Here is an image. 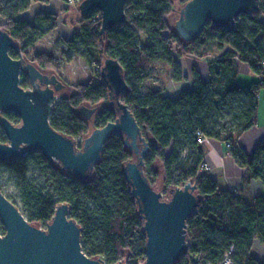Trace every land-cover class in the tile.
<instances>
[{
    "label": "trees",
    "instance_id": "16d2710c",
    "mask_svg": "<svg viewBox=\"0 0 264 264\" xmlns=\"http://www.w3.org/2000/svg\"><path fill=\"white\" fill-rule=\"evenodd\" d=\"M30 3L31 0H0V27L10 33L19 47L10 51L13 57L24 54L28 61L57 74L58 57L46 52L30 57L28 49H33L39 39L57 27L58 14L40 11L32 23L16 19ZM173 10V0H127L124 23L102 33L101 22L92 20L100 11H94L78 20L83 23L81 32L65 43L75 49L81 46L92 60L97 53L104 60L107 57L119 60L130 87L122 100L136 117L149 144L144 170L151 184L166 196L175 186L188 182L196 185L200 198L187 222L192 245L187 246L175 264H194V256L199 264H221L231 246L234 264H264L249 254L255 239L264 241V194L245 201L232 192L221 191L208 175L200 174L204 153L197 136L200 131L205 138L229 143L230 155L246 168L244 185L251 179H260L264 184V139L251 154L238 145L239 137L257 124L259 97L264 91V0L259 10L241 14L231 27L213 26L209 22L199 36L189 41L172 29L169 16ZM165 30H170V35H164ZM142 33L148 36L144 45L139 39ZM209 43L225 51L209 63L208 81L194 68L193 88L185 89L177 99L163 97L160 90L142 91L156 60L171 65L172 78L180 80L182 71L177 58L198 52ZM236 60L247 63L259 80L248 86L239 84ZM20 85L30 87L26 71L21 73ZM73 92L51 114L50 124L55 130L84 139L95 127L116 119L101 74L96 81L73 85ZM105 100L108 104L92 106L96 111L91 118L80 111L81 105H98ZM4 114L14 123L21 122L17 114ZM221 114L230 115L229 122H220ZM0 142H7L1 124ZM134 157L125 146L124 137L113 133L100 161L86 177L63 170L58 162H49L39 150L0 160V173L3 168L13 176L22 212L31 223L46 227L56 207L68 203L70 217L82 228V248L89 256L115 264L124 261L127 255L129 262L139 264L146 258V234L124 173L125 164ZM157 159L163 165L165 189L155 184L158 172L153 164ZM32 165L39 169L38 175L29 176ZM0 190L6 195L1 182ZM6 196L13 201L12 196ZM0 232L5 233L1 220Z\"/></svg>",
    "mask_w": 264,
    "mask_h": 264
},
{
    "label": "water",
    "instance_id": "95a60500",
    "mask_svg": "<svg viewBox=\"0 0 264 264\" xmlns=\"http://www.w3.org/2000/svg\"><path fill=\"white\" fill-rule=\"evenodd\" d=\"M126 2L81 0L78 8L82 16L100 11L104 33L126 21ZM260 6L261 0H188L178 10L174 27L183 40L189 41L199 36L209 22L229 28L241 14L250 15ZM12 49H19L15 39L0 27V124L7 137V142H0V160L39 150L49 162H58L63 170L86 177L100 161L110 136L122 135L125 146L135 155L125 164L124 173L146 234V258L139 264H175L187 248V222L198 206L200 194L196 185L188 182L171 188L166 196L146 176L149 144L136 117L122 100L130 87L119 60L107 57L100 73L116 119L95 127L79 147L75 138L50 124L53 105L64 82L54 71L28 61L24 54L13 57ZM23 71L29 77V88L20 85ZM80 111L91 118L96 108L81 105ZM6 112L17 114L21 122H12ZM0 220L5 228V233L0 235V264H106L102 257H91L83 250L82 228L70 217L68 203L56 207L46 227L37 226L0 190Z\"/></svg>",
    "mask_w": 264,
    "mask_h": 264
},
{
    "label": "crops",
    "instance_id": "0c3cea01",
    "mask_svg": "<svg viewBox=\"0 0 264 264\" xmlns=\"http://www.w3.org/2000/svg\"><path fill=\"white\" fill-rule=\"evenodd\" d=\"M40 11H51L64 18L70 15L69 23L58 24L57 30L64 28V38L69 39L71 35L80 33L83 23L78 21L82 15H78V8L70 6L64 8L62 0H31L28 9L20 12L15 16L16 19L34 21L35 15ZM62 16V17H63ZM73 16V17H72ZM62 18V20H66ZM66 22V21H64ZM47 34L39 39L35 46H38ZM140 44L147 43L148 36L146 33L140 34ZM206 46V45H205ZM204 46V47H205ZM202 47V49L204 48ZM231 50V48H228ZM225 50L215 49L214 51L204 50L199 53H188L184 57L177 58L182 71V79L175 80L172 78V66L165 61L158 59L151 67L147 78L144 80L145 89L143 92L160 90L163 97L177 99L185 89H192L194 85L192 71L195 68L199 71L203 80L208 81L210 78L209 63L223 54ZM238 70L237 80L239 84L248 86L259 80V77L251 71L247 63L236 60ZM264 139V106L258 105L257 124L245 131L238 139V145L248 154L253 153L256 146ZM204 153V161L207 163V169L203 174L208 175L214 180L221 191H229L237 197L250 201L260 194H264V184L260 179H251L247 185H244L246 168L239 165L230 155L226 142L207 137L203 144L200 145ZM171 147L166 149L168 153ZM250 256L264 261V241L255 239L250 250Z\"/></svg>",
    "mask_w": 264,
    "mask_h": 264
},
{
    "label": "rangeland",
    "instance_id": "374dc122",
    "mask_svg": "<svg viewBox=\"0 0 264 264\" xmlns=\"http://www.w3.org/2000/svg\"><path fill=\"white\" fill-rule=\"evenodd\" d=\"M63 1V0H62ZM174 1V10L169 16V21L172 29L175 30V21L179 17L178 10L183 6L182 0H173ZM64 8L66 5L63 3ZM79 4H71L70 6H74L78 8ZM79 10V8H78ZM78 15H82L80 10ZM63 15L58 14V24L69 23L72 20H69L70 15L64 18ZM73 17V16H72ZM62 18L66 20H62ZM66 21V22H64ZM57 28L53 30H49L47 32V36L42 40L38 46H35L33 49H28V56H32V54L37 52H46L48 54H52L59 58L60 61V70L57 73L59 78L64 82L65 86L62 90L58 93L57 103H55L54 108H60L63 104V100L65 97L72 95L73 92V85L79 82H87L88 80L96 81L99 74L101 73V68L104 64V59H101L98 53L92 60V58L85 53L84 49L79 46L78 48H72L68 46L65 41L71 40L73 35L69 37V39H65L64 36V28L61 25V30L56 31ZM170 33V30H167ZM217 49L215 43L207 44L203 49L198 50L197 53L201 54L204 50L214 51ZM196 53V52H195ZM91 60V61H90ZM90 61V62H89ZM45 69V68H44ZM48 71H52L46 69ZM146 84L143 83L142 88L145 89ZM108 104V100L100 102L98 105H87V106H101ZM258 105L264 106V91L261 92L259 97ZM223 106V105H222ZM230 115L221 114V117L218 118L220 122H229ZM154 169L158 172V177L156 179L155 184L160 189H165V185L163 182V165L159 159H157L153 164ZM39 174V169L32 165L30 168L29 176H34ZM44 180V179H43ZM0 182L3 184V191L6 195H10L13 198V201L17 203L18 207L23 211V205L19 198H17V190L15 184L13 182V176L8 172L4 171L1 168L0 173ZM169 189V188H168ZM167 195H168V190ZM165 195V194H164ZM124 261L128 264H132L133 262L127 259V255L124 256Z\"/></svg>",
    "mask_w": 264,
    "mask_h": 264
},
{
    "label": "built area",
    "instance_id": "2783aa9c",
    "mask_svg": "<svg viewBox=\"0 0 264 264\" xmlns=\"http://www.w3.org/2000/svg\"><path fill=\"white\" fill-rule=\"evenodd\" d=\"M80 2H81V0H63V3L65 5H67V4H79ZM261 2H262V0H261ZM262 19L264 20V16L262 17ZM92 20L97 21V22H101V13L98 12V14L94 15ZM163 34L164 35H170L169 31H167V30L163 31ZM262 65H263V69H264V63ZM55 103H57V99L55 100ZM55 103L53 105V111L56 109V107L54 108ZM197 136H198V142L200 144H203L205 137L202 135V133L200 131L197 132ZM83 140L84 139H82V138H76L78 145L80 144V142L82 143ZM227 146H229V143H227ZM205 169H207V163L205 161H203L201 169L199 171L200 174H203ZM2 234L3 233L0 232V235H2ZM189 235H190V233H189L188 227H187V236H188L187 246L192 245V242L189 239ZM233 252H234V247L231 246L230 250L224 254L223 261L221 262V264H234L233 259L231 257V253H233ZM193 262H194V264H199L197 256L193 257Z\"/></svg>",
    "mask_w": 264,
    "mask_h": 264
}]
</instances>
